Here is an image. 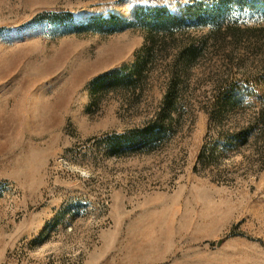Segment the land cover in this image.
<instances>
[{
  "label": "rangeland",
  "instance_id": "1",
  "mask_svg": "<svg viewBox=\"0 0 264 264\" xmlns=\"http://www.w3.org/2000/svg\"><path fill=\"white\" fill-rule=\"evenodd\" d=\"M0 264H264V0H0Z\"/></svg>",
  "mask_w": 264,
  "mask_h": 264
},
{
  "label": "trees",
  "instance_id": "2",
  "mask_svg": "<svg viewBox=\"0 0 264 264\" xmlns=\"http://www.w3.org/2000/svg\"><path fill=\"white\" fill-rule=\"evenodd\" d=\"M225 1V0H224ZM195 18H193V20L196 21H202L206 20L207 17H204L203 15H200L199 13L195 14ZM151 19L150 22L151 23H147L146 27L150 33V36L152 35L151 38H154L153 36V32H157L160 30H165V31H170V28L172 26H182L186 20V17L183 16H177V15H172L170 13H168L166 11V9L163 8H157V9H153L151 10ZM94 21V23H91L89 25H85L83 26L78 25L76 27V31H81V30H96V31H101L103 33H114V32H118L121 31L123 29H125L126 27H130L133 26L132 23H125L124 19H122V17L117 16V15H111L109 18H105V17H101V16H97V17H93L92 19ZM224 26V23L222 22H217L216 25H214V31L219 32L222 27ZM229 29H233L231 27H229ZM152 41H155V39H152ZM151 52V48H148V50L146 51V56L144 57V61L139 65V67L137 68L138 71L137 74L138 76H141V74L143 73V68L146 63L147 60L150 58V53ZM199 53V48L192 46L191 49H189L188 54H189V58L191 57L192 59L196 58L197 54ZM108 80H113L114 78H116L115 80H117L118 78V73L117 72H113L110 75H108ZM238 88H231L228 90V95H234L235 100H232L231 104H233V106H235V104H237L239 102V100H237L238 95L237 93ZM229 98V97H228ZM156 124L150 125V126H145L144 128L140 129L138 134H141L142 138H141V143H143L144 145H150L152 143L153 140L158 139L161 137L162 134H164L166 132L165 128L162 127L161 125H158V131L155 130L156 128ZM241 134L243 135L244 138H247L250 134H251V130H243L241 132ZM240 137V136H239ZM119 150L118 147H116L115 151Z\"/></svg>",
  "mask_w": 264,
  "mask_h": 264
}]
</instances>
